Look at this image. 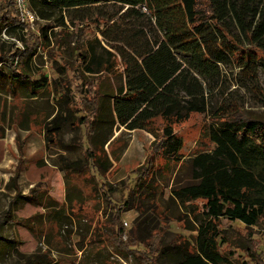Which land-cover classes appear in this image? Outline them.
<instances>
[{
  "label": "trees",
  "instance_id": "trees-1",
  "mask_svg": "<svg viewBox=\"0 0 264 264\" xmlns=\"http://www.w3.org/2000/svg\"><path fill=\"white\" fill-rule=\"evenodd\" d=\"M30 1L42 19H49L42 16L35 0ZM41 1L63 14L57 26H66L64 13L70 19L75 14L77 20L97 24L101 35V40L96 35L87 38L88 47L71 70L67 69L68 64L62 66L71 75L70 84L74 83L75 90L67 85L66 92L58 98L59 112L46 136L47 141L55 143L53 138L60 136L63 124L72 120L78 129L84 127L87 147L82 148L97 176L105 177L113 168L106 146L115 130L153 133L155 122L162 120L160 136L153 143L146 165L138 171L136 186V192L145 189L154 196L156 160L161 158L179 170L185 163L184 141L174 125L186 122L193 114L223 118L207 131L213 149L190 161V178L186 182L176 183L177 170L170 191L171 199L179 202L197 224L187 228L198 233L194 244L181 238L165 243L169 230L166 227L140 240L144 251L132 250L123 241L120 209L112 219L119 241L115 247L149 264H160L168 256L175 258L174 264H228L221 252L227 243L222 220L241 222L247 229L264 222V120L247 117L230 104L216 105L214 96L223 90L227 71L236 69L243 79H258L260 68L264 67V0ZM3 3L7 5L3 7ZM108 5L118 6L120 11L106 16L100 7ZM91 10L99 12L91 14ZM14 27L28 28L30 20L23 17L15 0H1L0 33ZM42 31L14 54H0V92L8 93L11 86L15 91L20 85L31 90L30 97H37L50 87L47 75L36 72L31 62L38 48L51 45L48 33L44 28ZM19 146L21 157L12 179L16 192L25 165ZM40 186L36 185L26 196L18 194L16 199L48 207L49 198H45ZM101 192L109 201L106 186ZM198 201L203 202L202 210H191ZM11 219L9 214L1 217L0 228L5 222L13 223ZM257 257L262 260L261 254ZM53 262L50 253L39 252L22 257L16 264Z\"/></svg>",
  "mask_w": 264,
  "mask_h": 264
},
{
  "label": "rangeland",
  "instance_id": "rangeland-1",
  "mask_svg": "<svg viewBox=\"0 0 264 264\" xmlns=\"http://www.w3.org/2000/svg\"><path fill=\"white\" fill-rule=\"evenodd\" d=\"M34 2L42 10V16L49 19H42L32 8L31 1L25 0L24 14L30 20V27L6 28L0 33V54H14L25 42H31L32 36L41 35L42 28L51 41L50 46L38 48L31 61L36 72L47 75L50 87L39 92L37 97H30L31 90L20 85L15 91L11 86L8 93L0 92V218L9 214L13 221L5 222L0 228V264H16L22 257L39 252L50 253L53 264H149L115 247L119 241L112 219L120 209L119 223L125 230L123 241L132 250L144 251L140 240L166 227L169 230L164 237L165 243L181 238L194 244L198 233L187 228L197 224L189 212L170 197L175 173L180 167L158 158L153 175L155 195H149L145 189L136 192L138 171L152 154L162 120L155 122L153 133L125 128L115 130L110 141L112 145L106 146L114 165L105 177L97 176L90 169L82 148L87 147L86 129H78L73 125L74 120L63 124L60 136L53 138L55 143L46 140L47 129L59 112L58 98L66 92L67 85L75 90L74 83L70 84L71 75L62 66L68 64L67 69L75 66L79 54L88 47L87 38L96 35L101 40V35L97 24L92 20H77L75 14L70 19L64 13L66 26L59 27L63 14L50 9L41 0ZM6 5L3 3V7ZM100 11L114 16L120 9L108 5L100 7ZM90 12L98 13L99 10ZM63 31L66 33H61ZM225 73L228 76L223 90L215 92L214 104H230L240 108L247 117L264 120V67L253 81L240 77L236 69ZM79 105L82 106V102ZM220 119L210 114H193L186 122L174 125L184 141L185 162L176 183L190 178V161L197 154L213 149L207 131ZM19 145L25 165L17 180L19 192H16L12 179L21 157ZM38 184L42 185L40 190L45 192V198H49L48 207L16 199L18 194H29ZM102 186L110 193L109 201L101 192ZM202 204V201L193 203L191 210L201 211ZM221 228L227 239L221 252L228 264H264V222L247 229L241 222L222 220ZM135 242L138 244L134 245ZM256 251L257 255H262V260ZM174 260V257H164L160 264H174Z\"/></svg>",
  "mask_w": 264,
  "mask_h": 264
},
{
  "label": "built area",
  "instance_id": "built-area-1",
  "mask_svg": "<svg viewBox=\"0 0 264 264\" xmlns=\"http://www.w3.org/2000/svg\"><path fill=\"white\" fill-rule=\"evenodd\" d=\"M15 1H16V3H17L18 7L20 8L23 17L28 18V17L24 14V12H26V4H25V0H15Z\"/></svg>",
  "mask_w": 264,
  "mask_h": 264
}]
</instances>
